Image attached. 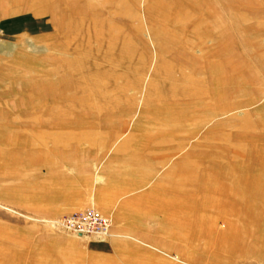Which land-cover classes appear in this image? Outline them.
I'll list each match as a JSON object with an SVG mask.
<instances>
[{"label": "rangeland", "instance_id": "obj_1", "mask_svg": "<svg viewBox=\"0 0 264 264\" xmlns=\"http://www.w3.org/2000/svg\"><path fill=\"white\" fill-rule=\"evenodd\" d=\"M0 264H264V0H0Z\"/></svg>", "mask_w": 264, "mask_h": 264}, {"label": "built area", "instance_id": "obj_2", "mask_svg": "<svg viewBox=\"0 0 264 264\" xmlns=\"http://www.w3.org/2000/svg\"><path fill=\"white\" fill-rule=\"evenodd\" d=\"M54 223L77 234L94 233L103 236L108 233L110 219L93 206H88L63 214L54 219Z\"/></svg>", "mask_w": 264, "mask_h": 264}]
</instances>
